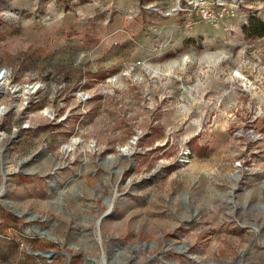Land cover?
<instances>
[{"label":"rangeland","instance_id":"1","mask_svg":"<svg viewBox=\"0 0 264 264\" xmlns=\"http://www.w3.org/2000/svg\"><path fill=\"white\" fill-rule=\"evenodd\" d=\"M238 1L230 33L175 0H0V264H264V0Z\"/></svg>","mask_w":264,"mask_h":264},{"label":"built area","instance_id":"2","mask_svg":"<svg viewBox=\"0 0 264 264\" xmlns=\"http://www.w3.org/2000/svg\"><path fill=\"white\" fill-rule=\"evenodd\" d=\"M238 0H175L172 11L168 10L164 14H182V23L185 27H193L198 23L218 24L221 21H230L232 18L241 21L239 29L247 24V15L240 12ZM232 22L226 25V30L230 33L236 29L232 27ZM2 75L4 74L0 71ZM1 236V235H0Z\"/></svg>","mask_w":264,"mask_h":264},{"label":"bare ground","instance_id":"3","mask_svg":"<svg viewBox=\"0 0 264 264\" xmlns=\"http://www.w3.org/2000/svg\"><path fill=\"white\" fill-rule=\"evenodd\" d=\"M169 72V71H168ZM236 75L242 80V81H244V84H245V86H247V85H251V83L248 81V80H245L244 79V76H243V74H241L239 71H236ZM3 83H4V78H3V75H2V73L0 72V91L2 90V88L4 87V86H2L3 85ZM37 83L35 82V83H31V84H25V85H23L22 87H20V88H18V87H14V88H12V92H18V91H22V92H24V93H32V92H34L35 91V89H37ZM3 106V105H2ZM5 107V106H4ZM4 107H1L0 106V110H3V108ZM72 141L74 142V141H76L75 139H72ZM67 146V149H70L71 148V143H67L66 144ZM188 152V148H184L183 150H182V155H185V153H187Z\"/></svg>","mask_w":264,"mask_h":264},{"label":"trees","instance_id":"4","mask_svg":"<svg viewBox=\"0 0 264 264\" xmlns=\"http://www.w3.org/2000/svg\"><path fill=\"white\" fill-rule=\"evenodd\" d=\"M246 35L249 36H262L264 35V21L258 18H249V25L245 27Z\"/></svg>","mask_w":264,"mask_h":264},{"label":"water","instance_id":"5","mask_svg":"<svg viewBox=\"0 0 264 264\" xmlns=\"http://www.w3.org/2000/svg\"><path fill=\"white\" fill-rule=\"evenodd\" d=\"M3 162H5V160H2ZM1 167H2V170H3V173H2V176H4V181H3V184H5L6 183V174H7V172H6V170H5V168H6V165L4 164V163H2L1 164ZM2 189H0V191H1ZM1 194V193H0ZM36 254H42V255H45L46 257H51L52 255H53V252L52 251H48V252H43V251H41V250H39L38 252H36Z\"/></svg>","mask_w":264,"mask_h":264},{"label":"crops","instance_id":"6","mask_svg":"<svg viewBox=\"0 0 264 264\" xmlns=\"http://www.w3.org/2000/svg\"><path fill=\"white\" fill-rule=\"evenodd\" d=\"M185 36V35H184Z\"/></svg>","mask_w":264,"mask_h":264}]
</instances>
